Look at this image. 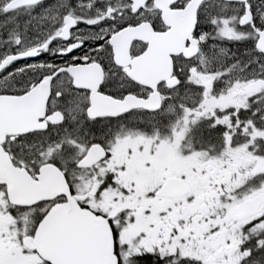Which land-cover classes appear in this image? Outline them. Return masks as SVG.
Returning a JSON list of instances; mask_svg holds the SVG:
<instances>
[{
  "label": "snow or ice",
  "instance_id": "obj_1",
  "mask_svg": "<svg viewBox=\"0 0 264 264\" xmlns=\"http://www.w3.org/2000/svg\"><path fill=\"white\" fill-rule=\"evenodd\" d=\"M0 264H264V0H0Z\"/></svg>",
  "mask_w": 264,
  "mask_h": 264
}]
</instances>
